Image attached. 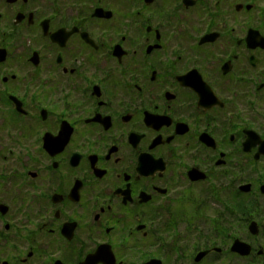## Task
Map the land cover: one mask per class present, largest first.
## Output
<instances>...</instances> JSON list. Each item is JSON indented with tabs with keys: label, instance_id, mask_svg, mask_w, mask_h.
<instances>
[{
	"label": "flooded vegetation",
	"instance_id": "obj_1",
	"mask_svg": "<svg viewBox=\"0 0 264 264\" xmlns=\"http://www.w3.org/2000/svg\"><path fill=\"white\" fill-rule=\"evenodd\" d=\"M262 185L264 0H0V264H264Z\"/></svg>",
	"mask_w": 264,
	"mask_h": 264
},
{
	"label": "water",
	"instance_id": "obj_2",
	"mask_svg": "<svg viewBox=\"0 0 264 264\" xmlns=\"http://www.w3.org/2000/svg\"><path fill=\"white\" fill-rule=\"evenodd\" d=\"M243 189L247 190L248 186L245 185ZM260 190L264 193V185L260 187ZM248 230L251 234H256L257 233V223L255 221H251L248 225ZM230 251L237 253L241 256H247L251 251V247L249 243L243 240H240L239 238H235L230 246Z\"/></svg>",
	"mask_w": 264,
	"mask_h": 264
},
{
	"label": "rangeland",
	"instance_id": "obj_3",
	"mask_svg": "<svg viewBox=\"0 0 264 264\" xmlns=\"http://www.w3.org/2000/svg\"><path fill=\"white\" fill-rule=\"evenodd\" d=\"M229 205H230V203H229ZM228 208H230V207H228ZM260 214V213H259ZM262 214V213H261ZM226 215H227V219H230V210H228L227 212H226ZM239 263V261L237 260V259H235V257L234 256H232V255H230L229 254V256H228V264H238ZM240 264V263H239Z\"/></svg>",
	"mask_w": 264,
	"mask_h": 264
},
{
	"label": "trees",
	"instance_id": "obj_4",
	"mask_svg": "<svg viewBox=\"0 0 264 264\" xmlns=\"http://www.w3.org/2000/svg\"><path fill=\"white\" fill-rule=\"evenodd\" d=\"M261 215V213L259 214V213H257V214H253V213H251V212H243L242 213V218L244 219V221H247V220H249V219H251V218H257L258 216H260ZM245 223V222H244Z\"/></svg>",
	"mask_w": 264,
	"mask_h": 264
}]
</instances>
